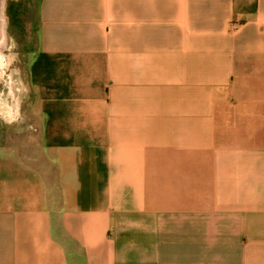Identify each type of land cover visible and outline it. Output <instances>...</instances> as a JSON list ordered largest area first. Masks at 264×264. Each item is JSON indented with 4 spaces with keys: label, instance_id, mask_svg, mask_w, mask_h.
I'll use <instances>...</instances> for the list:
<instances>
[{
    "label": "crops",
    "instance_id": "obj_1",
    "mask_svg": "<svg viewBox=\"0 0 264 264\" xmlns=\"http://www.w3.org/2000/svg\"><path fill=\"white\" fill-rule=\"evenodd\" d=\"M21 108L0 264H264V0H38Z\"/></svg>",
    "mask_w": 264,
    "mask_h": 264
},
{
    "label": "rangeland",
    "instance_id": "obj_2",
    "mask_svg": "<svg viewBox=\"0 0 264 264\" xmlns=\"http://www.w3.org/2000/svg\"><path fill=\"white\" fill-rule=\"evenodd\" d=\"M3 7L6 37L0 38V53L6 55L9 51L12 63L0 68L4 71L0 72V117L4 114L15 119L22 112L28 57L36 48L38 0H4ZM1 100L6 106L1 105ZM15 123L5 127L11 128Z\"/></svg>",
    "mask_w": 264,
    "mask_h": 264
},
{
    "label": "flooded vegetation",
    "instance_id": "obj_3",
    "mask_svg": "<svg viewBox=\"0 0 264 264\" xmlns=\"http://www.w3.org/2000/svg\"><path fill=\"white\" fill-rule=\"evenodd\" d=\"M0 38H4L6 37V29L5 27L2 25V29L0 28ZM3 40L2 43H5V41ZM2 41V40H1ZM0 41V42H1ZM3 45V44H1ZM1 48V47H0ZM12 63V56L9 53V51H7V54L5 55L4 53H0V68H3L4 66L10 65Z\"/></svg>",
    "mask_w": 264,
    "mask_h": 264
},
{
    "label": "water",
    "instance_id": "obj_4",
    "mask_svg": "<svg viewBox=\"0 0 264 264\" xmlns=\"http://www.w3.org/2000/svg\"><path fill=\"white\" fill-rule=\"evenodd\" d=\"M4 0H0V28L2 26V23H3V19H4V16H3V11H4Z\"/></svg>",
    "mask_w": 264,
    "mask_h": 264
},
{
    "label": "bare ground",
    "instance_id": "obj_5",
    "mask_svg": "<svg viewBox=\"0 0 264 264\" xmlns=\"http://www.w3.org/2000/svg\"><path fill=\"white\" fill-rule=\"evenodd\" d=\"M2 25L5 27V19H3V23H2ZM1 29H2V26H1ZM7 66H8V64H7ZM7 66H4L3 67V69H5ZM1 70V69H0ZM1 72V74H3V70L2 71H0Z\"/></svg>",
    "mask_w": 264,
    "mask_h": 264
}]
</instances>
